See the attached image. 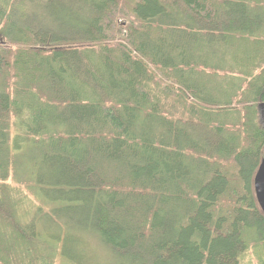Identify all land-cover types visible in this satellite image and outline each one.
<instances>
[{
	"label": "trees",
	"instance_id": "obj_1",
	"mask_svg": "<svg viewBox=\"0 0 264 264\" xmlns=\"http://www.w3.org/2000/svg\"><path fill=\"white\" fill-rule=\"evenodd\" d=\"M263 107L264 0H0V264H264Z\"/></svg>",
	"mask_w": 264,
	"mask_h": 264
},
{
	"label": "water",
	"instance_id": "obj_2",
	"mask_svg": "<svg viewBox=\"0 0 264 264\" xmlns=\"http://www.w3.org/2000/svg\"><path fill=\"white\" fill-rule=\"evenodd\" d=\"M254 191L258 206L264 213V159L254 177Z\"/></svg>",
	"mask_w": 264,
	"mask_h": 264
},
{
	"label": "rangeland",
	"instance_id": "obj_3",
	"mask_svg": "<svg viewBox=\"0 0 264 264\" xmlns=\"http://www.w3.org/2000/svg\"><path fill=\"white\" fill-rule=\"evenodd\" d=\"M260 114H261L262 124L264 125V107L260 109ZM94 248H95L96 251L91 250L89 252V254H92L93 257H99V256H101V253L99 251L100 249L96 245H94ZM243 264H258V262H257V260H255L254 258H252L250 255H247L244 258Z\"/></svg>",
	"mask_w": 264,
	"mask_h": 264
}]
</instances>
